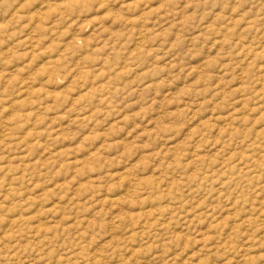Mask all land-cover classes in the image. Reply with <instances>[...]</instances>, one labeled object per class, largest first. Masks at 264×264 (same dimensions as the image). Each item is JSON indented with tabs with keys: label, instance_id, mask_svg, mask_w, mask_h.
<instances>
[{
	"label": "rangeland",
	"instance_id": "1",
	"mask_svg": "<svg viewBox=\"0 0 264 264\" xmlns=\"http://www.w3.org/2000/svg\"><path fill=\"white\" fill-rule=\"evenodd\" d=\"M0 264H264V0H0Z\"/></svg>",
	"mask_w": 264,
	"mask_h": 264
}]
</instances>
